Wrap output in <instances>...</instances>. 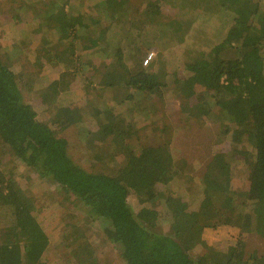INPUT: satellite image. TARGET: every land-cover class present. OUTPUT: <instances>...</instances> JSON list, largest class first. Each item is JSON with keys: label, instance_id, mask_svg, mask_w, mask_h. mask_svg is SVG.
I'll list each match as a JSON object with an SVG mask.
<instances>
[{"label": "trees", "instance_id": "1", "mask_svg": "<svg viewBox=\"0 0 264 264\" xmlns=\"http://www.w3.org/2000/svg\"><path fill=\"white\" fill-rule=\"evenodd\" d=\"M191 1L184 2L180 10L190 15L189 10L203 8L208 15L217 13L216 17H222L216 30L222 40L210 52L201 53L200 58L188 64L184 78L180 74L175 78L179 98L187 115L196 120L219 107L227 126L223 137L228 141L226 135L230 132V142L235 148L210 153L204 169L195 170L190 168V160L175 161L170 126L160 128L153 124L150 129L160 132L162 137L147 135L145 143H141L144 127L135 125L115 109L132 103L129 106L134 112L132 107L137 105L134 99L137 95L147 98L144 92L161 98L162 84L155 72L148 71L153 61L129 78L94 67L90 83L100 89L97 91L100 98L107 97L108 93L111 96L109 102L101 101L95 108L98 132L101 131V138L110 137L118 149L107 160L108 171H87L72 160L67 152V140L59 136V132L76 120L68 105L59 104L61 90L53 84L54 77L35 75L33 66H43L36 58L9 66L0 57V154L13 155L39 178L56 185L64 201L82 204L88 220L102 224L103 233L125 264H264V231L254 228L256 218L264 219V0H247L235 10L227 9L224 0ZM20 3L28 6V0ZM41 3L47 5V2ZM104 5L114 10L107 13L112 24L118 23L122 7L123 11L136 9L130 0H108ZM50 7L44 12L31 7L34 9L32 20L41 17L48 25L42 28L39 24L32 34L42 44L54 43V50L49 47L54 55L50 64L58 65L65 72L69 69L68 60L75 55L73 43L69 47L71 51H58L59 39L86 40L90 42L88 47L104 42L103 48L96 47L97 51L114 59L118 48L108 49L110 42L104 37L110 25L99 32L96 40L83 38L87 25L74 19L55 23L51 13L58 7L54 4ZM136 11L148 23L154 21L159 25L158 19L155 20L159 12L155 1L147 0ZM167 29L163 23L158 27L160 35ZM180 30L181 26L174 27L173 32L180 33ZM49 31L56 37L46 38ZM177 37L180 42L183 34ZM41 51L42 47L36 54ZM110 51L114 56L109 55ZM78 72L79 65L73 74ZM97 73L102 76L100 81L94 76ZM25 91L41 97L42 105L50 111L49 123L38 120L25 100ZM236 155L241 156L248 169L247 185L240 190H235L233 182L232 161ZM180 171L191 173L189 181L196 182L199 188L191 204L177 191L168 189V183ZM9 172L0 164V208L9 209L13 216L12 224L0 232V264H51L42 258L50 236L35 214V199L13 182ZM130 194L143 196L152 203L163 202L168 213L165 220L160 219V210L156 207H142L135 212L128 200ZM64 215L74 219L76 216L63 212ZM160 220L169 222L171 229L160 231L157 228ZM237 221L238 225L234 224ZM230 227L237 230L222 237L224 248L202 238L204 231ZM196 247H202L203 252L194 251Z\"/></svg>", "mask_w": 264, "mask_h": 264}, {"label": "rangeland", "instance_id": "2", "mask_svg": "<svg viewBox=\"0 0 264 264\" xmlns=\"http://www.w3.org/2000/svg\"><path fill=\"white\" fill-rule=\"evenodd\" d=\"M146 1L130 0V3L133 8L140 10ZM153 1L159 8V12L155 16L159 25L154 21L148 23L147 19L140 15L141 13L136 9L123 11V7L119 11L122 13L121 17H117L118 23L112 24L107 18V13L114 10H110L109 5H104L108 0H41L40 3H38L39 0H28V4L26 3L28 6L25 7L20 3V0L13 2L0 0V57L2 61L13 66L20 60L36 58L43 66H33L35 75H44L45 78L49 75L54 77L56 81L53 84H56L61 90L58 97L59 104L68 105L76 120L74 124L59 132V136L67 140L68 155L87 171H108L107 160L115 156L118 149L110 137L106 139L100 137L102 136L101 131L98 132L96 125L95 108L101 101L109 102L110 93L106 94L107 97L103 95L100 98L97 92L100 89L94 83H90L89 76L93 75L94 67H100L101 72L106 69L129 78L138 69L146 66L143 64V60L150 51H153L155 56L151 60L154 64L148 67V71L155 72L158 81L162 84L160 87L161 98L144 92L147 98H144V95L135 97L134 102L137 105L132 107L134 112L130 108L132 103H129L130 106L128 103L122 104L115 109L116 113L127 116L126 118L135 125L144 127L141 143H145L147 135L149 138H155L157 135L162 137L160 132L150 129L153 124L160 128L168 125L173 133L171 151L175 161L190 160L189 166L195 170L204 169L210 153L236 147L230 142L232 137L230 132L226 135L229 142L223 137L227 126L222 118L220 108L214 107L208 115L200 117L199 120L189 117L181 103L178 86L175 83V78L179 74L181 78H184V69L189 67L188 64L200 58L201 53L210 52L214 46L221 42L222 37L217 34L216 30L217 22L219 19L222 20V17H216L217 13L208 15L204 13L203 8L189 10L190 15L180 10V7L184 6V2H192L191 0ZM246 1L224 0L223 3L227 9L235 10L241 8ZM41 2H47V5ZM52 4L58 7L57 11L51 13L55 23H60L64 19L68 21L74 19L87 25L86 31H83V36H81L83 38L97 39L99 32L110 25L104 37L110 42L108 49L118 48L114 59L110 60V56H103L97 51L100 47L103 48L104 42L99 46L88 47L90 42L86 40L76 42L59 39L57 40V50L62 53L71 51L69 47L73 43L75 44V55L68 60L69 69L65 72L58 65L50 64L54 60V55L49 51V47L52 46L51 50H54V43L49 41L47 44H42L36 35L32 34V30L38 28L39 24H42V28H47L48 25L41 17L32 20L34 9L32 10L31 7L34 6L44 12V10H50ZM191 5L190 3L189 6L191 7ZM112 8H115V5ZM21 17H23L22 20ZM135 21L137 23H134ZM161 23L168 26L163 35H160L158 30ZM179 26H181L180 33L173 32L174 27L177 29ZM51 32L46 33V38L54 36V32ZM182 34L183 39L179 42L177 35L182 36ZM171 36H174L173 39L164 46V42H167ZM40 47H42L41 53L36 54ZM14 53L16 56L11 57ZM109 55L114 56V52L110 51ZM78 65V75H74L73 70ZM98 73L94 76L100 81L102 76ZM37 88L35 86L34 91ZM24 93L25 100L32 106L38 120L49 123L51 121L50 111L42 105L41 99H39L41 97L33 91ZM189 102L193 104L191 100ZM139 107L142 109L138 110ZM128 111L129 113H127ZM186 128L189 130L187 133ZM163 137L166 136L163 135ZM0 164L4 169L10 170L9 176L13 182H17L27 194L35 199L37 208L35 214L50 236L48 248L42 257L45 262L51 264H94L95 260V264H125L117 249L103 233L102 224L99 221H89L83 211L85 208L82 204L78 201L72 204L64 201L56 185L39 178L34 171L18 162L13 155L4 157L0 154ZM232 170L234 188L240 190L247 185L248 175V169L241 161V156H235L232 161ZM190 176L191 173L184 174L180 171L168 183V189L177 191L189 204L199 190L196 182L189 181ZM144 199L140 195L130 194L128 196L135 212H138L142 207H156L160 210V219L165 220L168 213L163 202L152 203ZM63 212L75 214V219L62 216ZM12 222L13 216H11L10 210L4 207L0 208L1 234ZM237 223L238 221L234 224L238 225ZM254 224V228L264 231L263 218H256ZM157 228L160 231H167L170 228L169 222L160 220ZM236 230L235 227L207 230L202 233V238L211 245L224 248L226 245L225 241H222V237L228 232ZM83 245H86V248H83ZM194 251L201 253L203 249L196 247Z\"/></svg>", "mask_w": 264, "mask_h": 264}, {"label": "built area", "instance_id": "3", "mask_svg": "<svg viewBox=\"0 0 264 264\" xmlns=\"http://www.w3.org/2000/svg\"><path fill=\"white\" fill-rule=\"evenodd\" d=\"M155 56V53L153 51H150L146 54L144 60H143V64L147 65Z\"/></svg>", "mask_w": 264, "mask_h": 264}, {"label": "crops", "instance_id": "4", "mask_svg": "<svg viewBox=\"0 0 264 264\" xmlns=\"http://www.w3.org/2000/svg\"><path fill=\"white\" fill-rule=\"evenodd\" d=\"M92 40V39H91ZM94 40H96V39H94Z\"/></svg>", "mask_w": 264, "mask_h": 264}]
</instances>
